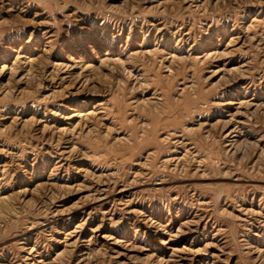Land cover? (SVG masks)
<instances>
[{
	"label": "rangeland",
	"instance_id": "1",
	"mask_svg": "<svg viewBox=\"0 0 264 264\" xmlns=\"http://www.w3.org/2000/svg\"><path fill=\"white\" fill-rule=\"evenodd\" d=\"M0 264H264V0H0Z\"/></svg>",
	"mask_w": 264,
	"mask_h": 264
}]
</instances>
